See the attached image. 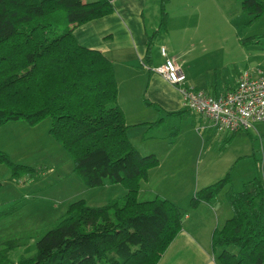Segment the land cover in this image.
<instances>
[{
	"label": "trees",
	"instance_id": "16d2710c",
	"mask_svg": "<svg viewBox=\"0 0 264 264\" xmlns=\"http://www.w3.org/2000/svg\"><path fill=\"white\" fill-rule=\"evenodd\" d=\"M165 1L160 0L158 28L148 35L146 57L152 38L166 28ZM240 4L252 18L264 13V0ZM113 9L112 0H0V125L12 120L35 125L49 116V133L87 186L109 181L125 187L121 197L101 205L84 198L68 203L60 220L26 247L31 253L17 261L9 258L15 243L5 241L0 264H156L182 227L185 209L172 199L138 198L159 158L141 153L127 134L111 60L73 33L76 25ZM0 162L14 176L33 170L12 162L3 150ZM232 167L196 189L189 207L225 188L231 215L211 233L218 264H264V182L254 175L238 189Z\"/></svg>",
	"mask_w": 264,
	"mask_h": 264
},
{
	"label": "rangeland",
	"instance_id": "374dc122",
	"mask_svg": "<svg viewBox=\"0 0 264 264\" xmlns=\"http://www.w3.org/2000/svg\"><path fill=\"white\" fill-rule=\"evenodd\" d=\"M159 7L160 0L147 1L145 23L150 34L159 24ZM164 8L169 31L162 28L154 37L153 54L156 55L162 46L166 52L171 49L178 55L177 61L184 70L202 72L208 79L213 78L216 70L218 76L223 71L231 79L244 70L264 72V13L252 18L242 9L240 0H166ZM201 10L199 25L193 30L194 21L199 18L197 12L201 13ZM189 35L195 37L192 48H188ZM194 113L188 109L189 120ZM166 119L165 126L169 128L162 131L166 137L174 139L176 134L169 131L178 120ZM12 121L0 125V150L6 152L12 162L33 167L30 172L14 176L10 166L0 162V247L7 240L13 241L9 258L17 261L21 255L31 253L26 247L60 220L68 203L84 198L90 205H101L110 198L121 197L125 187L122 183L109 181L87 186L82 176L73 170L68 152L49 133V116L35 125L24 120ZM186 122V119L182 121L179 126L181 137L176 138L181 143L188 139L184 128ZM248 133L241 132L247 144L244 139H236L229 145L223 142L222 135L213 134L206 140L207 146L203 150L204 159L209 154V162L224 165L230 157L231 181L238 189L243 181L254 175H259L264 182V121L256 123ZM159 142L163 141L157 142L161 147ZM236 151H241L238 156H230ZM203 166L204 162L197 165L195 161L193 168L185 174L203 173ZM214 177L211 181L220 176ZM161 185L167 190L172 189L170 185ZM148 196L140 191L138 198L143 200ZM228 248L237 250L234 245Z\"/></svg>",
	"mask_w": 264,
	"mask_h": 264
},
{
	"label": "crops",
	"instance_id": "0c3cea01",
	"mask_svg": "<svg viewBox=\"0 0 264 264\" xmlns=\"http://www.w3.org/2000/svg\"><path fill=\"white\" fill-rule=\"evenodd\" d=\"M147 1L112 0V12L76 25L73 33L79 42L98 48L111 60L117 79V101L128 124L127 134L141 153L154 152L159 158V163L149 169L147 178L141 182L138 196L140 191H143L147 196L150 194L145 199L156 195L166 197L185 209L181 229L156 264H218L217 251L213 250L211 245V233L214 227L221 226L231 215L230 205L221 191L210 201H201L195 207H189V199L196 189L212 182L214 176L221 177L231 167L232 160L228 157L222 165L209 162V154L204 159L206 140L213 134L217 135L215 130L218 129L198 112L189 120L188 109L183 105L178 86L152 71L151 66L161 63L164 57L160 50L156 55L152 53L153 39L158 33L152 38L149 57H146L150 34L145 23ZM197 14L199 18L194 21L193 30L199 25L202 10ZM157 28L158 25L155 29ZM168 29L166 28L167 31ZM190 35L192 36L191 33ZM190 35L188 48L195 45V37ZM198 40L200 42L201 39ZM166 54L177 61L178 55L171 49ZM178 63L182 67V64ZM184 72L187 84L213 96L233 88L240 76L238 73L231 79L229 74L223 71L218 76L216 70L213 78L208 79L202 72ZM166 118L178 120V124L174 122V128L169 131L176 134L174 139L166 137L162 131L169 128L165 126L168 122ZM158 119V124L151 123ZM185 119L187 122L184 128L188 139L181 143L176 138L181 137L179 126ZM218 131H221L218 135H222L223 142L227 145L236 139H244L247 144L241 132L249 134L248 130ZM182 133L184 135V129ZM158 141H163L159 142L161 147L157 145ZM239 152L241 151H236L230 156H238ZM195 161L197 165L204 162L203 173L186 175L185 172L193 168ZM161 184L170 185L172 189L167 190Z\"/></svg>",
	"mask_w": 264,
	"mask_h": 264
},
{
	"label": "built area",
	"instance_id": "2783aa9c",
	"mask_svg": "<svg viewBox=\"0 0 264 264\" xmlns=\"http://www.w3.org/2000/svg\"><path fill=\"white\" fill-rule=\"evenodd\" d=\"M163 61L151 66L169 82L178 86L183 105L207 117L218 130H248L264 120V72L244 70L235 86L217 96L187 84L181 65L160 47Z\"/></svg>",
	"mask_w": 264,
	"mask_h": 264
}]
</instances>
